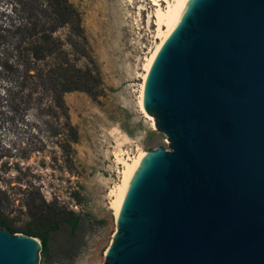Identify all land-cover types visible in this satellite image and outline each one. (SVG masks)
<instances>
[{"label": "water", "instance_id": "95a60500", "mask_svg": "<svg viewBox=\"0 0 264 264\" xmlns=\"http://www.w3.org/2000/svg\"><path fill=\"white\" fill-rule=\"evenodd\" d=\"M142 105L168 149L142 156L102 264H264V0H186ZM40 252L0 226V264Z\"/></svg>", "mask_w": 264, "mask_h": 264}, {"label": "rangeland", "instance_id": "374dc122", "mask_svg": "<svg viewBox=\"0 0 264 264\" xmlns=\"http://www.w3.org/2000/svg\"><path fill=\"white\" fill-rule=\"evenodd\" d=\"M21 2L0 0V218L14 233L45 236L38 264H102L116 229L106 196L119 178L115 152L169 145L135 98L155 6L152 0H68L79 14L80 35L68 25L48 31L57 52L27 63L5 30L21 21ZM61 59L82 70L91 90L65 92L60 107L36 75ZM7 60L35 76L21 77L2 65Z\"/></svg>", "mask_w": 264, "mask_h": 264}, {"label": "trees", "instance_id": "16d2710c", "mask_svg": "<svg viewBox=\"0 0 264 264\" xmlns=\"http://www.w3.org/2000/svg\"><path fill=\"white\" fill-rule=\"evenodd\" d=\"M20 7L21 21L10 24L5 30L14 39L13 47L17 56L26 59L27 63L43 59L46 55H53L57 52L56 40L47 33L48 31L51 33L58 26L68 25L74 34L80 35L79 14L68 0H50L48 4H43L38 0H22ZM2 65L16 71L18 75L21 72V77H24V74L27 77L35 76L17 60H7ZM81 73L82 70L72 62L61 59L53 68L47 70L45 75L38 73L36 76L40 77L42 86L52 92L58 106L61 107L64 104L62 95L65 92L76 89L91 90L85 82H82ZM57 221L52 223L53 227H56ZM0 225L7 227L12 232H19L17 228L8 225L2 218H0ZM24 231L30 232L29 229H24ZM33 236L40 239L41 252H45L47 249L45 236L42 234Z\"/></svg>", "mask_w": 264, "mask_h": 264}, {"label": "bare ground", "instance_id": "6f19581e", "mask_svg": "<svg viewBox=\"0 0 264 264\" xmlns=\"http://www.w3.org/2000/svg\"><path fill=\"white\" fill-rule=\"evenodd\" d=\"M162 1V3H160ZM186 0H152L154 4L153 8V17L155 23L154 37L152 44L147 48V51L144 53V56L141 61V72L139 73L140 82L137 85L136 93H137V106L140 111L148 116L145 112L142 105V87L143 82L146 76V72L150 66L152 59L154 58L157 50L164 42V40L170 34L172 27L179 15L181 8L183 7ZM152 125H154V119L150 117ZM132 154V153H130ZM129 153L120 151L115 152L114 161L120 164L119 169V178L116 182H114L110 187L106 194L108 198V206L112 211L114 219H116L118 210L126 191V188L142 158L146 154V151L141 147H136L133 155ZM115 223V221H114Z\"/></svg>", "mask_w": 264, "mask_h": 264}]
</instances>
